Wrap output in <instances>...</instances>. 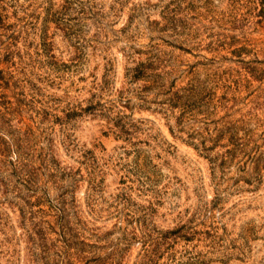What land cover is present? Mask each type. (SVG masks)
<instances>
[{
  "label": "rangeland",
  "instance_id": "1",
  "mask_svg": "<svg viewBox=\"0 0 264 264\" xmlns=\"http://www.w3.org/2000/svg\"><path fill=\"white\" fill-rule=\"evenodd\" d=\"M251 1L0 0V129L30 127L35 160L27 174L12 146L0 155V264H135L146 218L195 231L155 264H264V14ZM149 58L201 89L176 132L166 97L144 103L125 76ZM88 99L127 115L130 134L92 113L65 123Z\"/></svg>",
  "mask_w": 264,
  "mask_h": 264
},
{
  "label": "trees",
  "instance_id": "2",
  "mask_svg": "<svg viewBox=\"0 0 264 264\" xmlns=\"http://www.w3.org/2000/svg\"><path fill=\"white\" fill-rule=\"evenodd\" d=\"M68 1V0H66ZM250 0H248L249 3ZM255 2L251 1L250 5ZM247 6V5H246ZM255 6L261 7L258 15L264 14V0H257L255 3ZM65 8V7H64ZM52 7L51 4L48 7V12H51ZM259 12V11H258ZM45 36L46 33L44 32ZM44 46H51V42H47L43 44ZM49 51V50H48ZM157 65L154 64L153 59H145V60H139L135 62L131 67L127 68V71L125 73V76L127 78V81L129 84H136L138 82H143L141 85V89L136 88L137 91H142V94L138 98L141 99L144 103H149L147 100H145L146 95L151 93L152 91L155 93H158L159 95H164L165 98V104L166 107L162 105V102L160 105H162L161 109H163V113L168 118H175L176 114L178 113L179 116L176 117V120L174 122L173 126H170V131L176 132L181 128V119L184 116V114L187 111H190L191 109H194V104L200 99H202L201 96V89H199L198 84L194 83H187L183 86H176L175 80L169 81V71H162ZM160 71V72H159ZM140 91V92H141ZM145 93V94H143ZM124 101L121 102V105H128L130 102V99L126 100H119ZM189 107V108H188ZM64 112V119L63 117H59V121L61 122V119L65 121V123L71 122L75 117L82 115L83 113H92L95 115H101L107 118V120L111 123H113V127H111V130L117 134V136L122 137L123 135H129L130 134V126L132 124L128 123L127 118H129L127 115L123 114H116L113 115L110 113L109 110L105 109L103 104L95 103L93 104L92 99H88L86 107L77 106L76 108H67L62 109ZM101 111V112H98ZM103 111V112H102ZM43 116L41 118L42 122L44 120H48V116L51 114L48 110L42 109L40 112ZM20 128H14L12 125H8L2 129H0V155H6L7 152L14 148V150L17 152L16 158L13 163V167L16 169H19L20 171H25L27 174H31L33 172V169L35 167V160H34V154L27 153L29 148V143L31 142V135L33 134V131L30 127L27 128V131L24 132L22 135L20 130H17ZM7 138V140L5 139ZM48 147L46 149V154L43 155V163L45 162L47 164L48 160H53V157L51 155V152ZM202 149L205 151H209L210 147L205 146L202 144ZM43 150V149H42ZM91 151H86L83 153V157ZM210 155V154H209ZM16 161V162H15ZM55 163V161L53 162ZM58 171V170H57ZM77 172H66L65 176L67 177V180L69 179L70 185H72V188H75V185L79 181V178H76ZM81 177V176H79ZM72 191H66L65 193L69 194L72 198ZM147 217V216H146ZM144 227L147 229V233L143 234V240L142 244L144 246L143 252L139 255V260L135 264H155L157 259L159 258L161 248H163V245L168 244L170 245L171 242L176 241L177 239H185L190 240L192 239L193 232L190 231L189 227L184 225H180L178 227H175L171 230H155L153 227L152 229L147 228V218L143 219ZM153 230L156 232V234H152L151 231ZM132 234V232H130Z\"/></svg>",
  "mask_w": 264,
  "mask_h": 264
}]
</instances>
